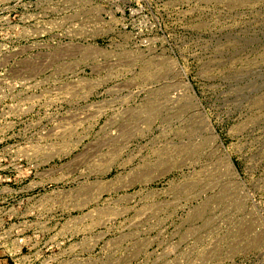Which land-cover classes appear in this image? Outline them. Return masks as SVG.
Returning a JSON list of instances; mask_svg holds the SVG:
<instances>
[{
	"label": "rangeland",
	"instance_id": "obj_1",
	"mask_svg": "<svg viewBox=\"0 0 264 264\" xmlns=\"http://www.w3.org/2000/svg\"><path fill=\"white\" fill-rule=\"evenodd\" d=\"M39 1L0 0L4 250L264 264V0Z\"/></svg>",
	"mask_w": 264,
	"mask_h": 264
},
{
	"label": "built area",
	"instance_id": "obj_2",
	"mask_svg": "<svg viewBox=\"0 0 264 264\" xmlns=\"http://www.w3.org/2000/svg\"><path fill=\"white\" fill-rule=\"evenodd\" d=\"M36 3L37 2H32V1H29V5L31 6L32 4L33 5H35V6H37L36 5ZM38 3H40L39 5H41L42 6V10H43V12H44V14H43V18L45 17V14L47 15V14H49L48 16H46L45 17V21L47 20L48 22H47V24H52V23H55V24H58V23H60V22H62L63 20V16H61L60 14L61 13H63V10H62V8H60L61 6H60V0H40ZM30 6H27V8H30ZM72 12H73V10H71ZM53 14H56V19H55V21L54 22H49V21H51L50 20V18H48L49 16H53ZM10 20V18H4V19H0V24L1 23H3V21H4V23L5 22H7V21H9ZM1 35H3V33L0 31V44H4V43H6V44H9V43H11V42H14V39H15V37L14 36H9V37H5V36H1ZM6 243H4V242H1L0 241V250H2V249H6V247L4 246ZM22 249H23V247L21 246L20 248H19V252H17L16 250V255H14L15 256V258H13L11 255V258L13 259V261H12V264H28V262L27 261H25V259H24V256H21V252H22ZM4 251V250H3ZM19 255V256H18ZM16 256H18L17 258H16Z\"/></svg>",
	"mask_w": 264,
	"mask_h": 264
},
{
	"label": "crops",
	"instance_id": "obj_3",
	"mask_svg": "<svg viewBox=\"0 0 264 264\" xmlns=\"http://www.w3.org/2000/svg\"><path fill=\"white\" fill-rule=\"evenodd\" d=\"M4 249L0 250V264H12L13 259L10 253L6 252Z\"/></svg>",
	"mask_w": 264,
	"mask_h": 264
}]
</instances>
